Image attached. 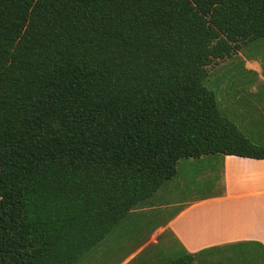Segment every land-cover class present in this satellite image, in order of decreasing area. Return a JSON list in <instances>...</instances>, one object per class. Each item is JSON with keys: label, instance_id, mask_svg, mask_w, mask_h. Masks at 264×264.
Listing matches in <instances>:
<instances>
[{"label": "trees", "instance_id": "trees-1", "mask_svg": "<svg viewBox=\"0 0 264 264\" xmlns=\"http://www.w3.org/2000/svg\"><path fill=\"white\" fill-rule=\"evenodd\" d=\"M259 38L264 0H0V264H77L180 159H264L204 84Z\"/></svg>", "mask_w": 264, "mask_h": 264}, {"label": "crops", "instance_id": "crops-1", "mask_svg": "<svg viewBox=\"0 0 264 264\" xmlns=\"http://www.w3.org/2000/svg\"><path fill=\"white\" fill-rule=\"evenodd\" d=\"M246 44L252 46V53L239 49L233 54L239 57L244 75H216L224 59L207 77L212 75L210 89L222 113L240 130L260 134L264 132V38ZM219 156L221 187L176 204L172 213L160 219L159 209L175 205L157 207L149 197L125 215L129 223H118L95 246L96 257L82 264H96L102 258L129 264L141 255L142 264H167L202 249L207 252L195 256L193 264H239L251 256L263 260L264 159Z\"/></svg>", "mask_w": 264, "mask_h": 264}, {"label": "rangeland", "instance_id": "rangeland-1", "mask_svg": "<svg viewBox=\"0 0 264 264\" xmlns=\"http://www.w3.org/2000/svg\"><path fill=\"white\" fill-rule=\"evenodd\" d=\"M240 49L245 54L253 52L252 46L247 44H244ZM238 60L239 57L230 55L226 58L225 64L216 69L215 74L220 75L223 73L224 76L233 77L244 75L241 70V65L237 63ZM211 77L212 75L206 77L204 80V84L208 88H212L211 80H209ZM246 125L248 124H245L244 126ZM253 127H251V129H253ZM243 133L255 144L264 145V132L257 134L244 129ZM220 163L221 159L219 155L180 159L177 163L176 174L171 179L165 181L159 187V190H157L150 198L151 201H155V206L157 207L164 206L166 203H172V205H175L166 209H159L157 211V217L160 219L172 213L177 208L176 204H180L190 198L211 192L213 189L221 187V180L218 181L220 179L218 176V171H220L221 166ZM129 219L130 218L125 217L119 223H129ZM159 219H157V221ZM126 225L127 224H125V226ZM121 233H123L122 230ZM173 247L176 249L175 243L173 244ZM94 256L96 257L95 246L83 254L77 264L86 263L90 259L93 260ZM113 262L114 260L102 258V260H97L96 264H112ZM141 262L142 255L132 260L129 264H142ZM223 262L225 263V260H223ZM197 264H203V261H198Z\"/></svg>", "mask_w": 264, "mask_h": 264}]
</instances>
